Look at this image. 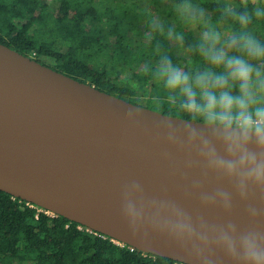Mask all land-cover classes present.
Here are the masks:
<instances>
[{
	"label": "water",
	"instance_id": "obj_1",
	"mask_svg": "<svg viewBox=\"0 0 264 264\" xmlns=\"http://www.w3.org/2000/svg\"><path fill=\"white\" fill-rule=\"evenodd\" d=\"M178 116L135 104L0 42V190L146 254L190 264L148 223L133 225L126 190L175 200L192 212L216 182L169 144ZM246 225L238 201L232 217ZM221 264H228L221 257Z\"/></svg>",
	"mask_w": 264,
	"mask_h": 264
},
{
	"label": "clouds",
	"instance_id": "obj_2",
	"mask_svg": "<svg viewBox=\"0 0 264 264\" xmlns=\"http://www.w3.org/2000/svg\"><path fill=\"white\" fill-rule=\"evenodd\" d=\"M179 23L196 30L187 46L200 64L181 65L167 55L143 71L165 92L178 120L164 122L165 137L216 186L200 194V207L223 219L192 212L179 202L146 197L137 182L126 190L125 212L135 224L148 223L180 248L190 264H264V40L254 25L264 22V0H214L211 12L196 0H175ZM147 43L158 34L185 49L175 24L165 29L149 16ZM237 201L246 225L232 217Z\"/></svg>",
	"mask_w": 264,
	"mask_h": 264
},
{
	"label": "trees",
	"instance_id": "obj_3",
	"mask_svg": "<svg viewBox=\"0 0 264 264\" xmlns=\"http://www.w3.org/2000/svg\"><path fill=\"white\" fill-rule=\"evenodd\" d=\"M196 2L213 9L214 0ZM174 3L144 0L143 8L138 0H0V42L40 62L36 57L42 56L48 66L135 104L143 105L137 98L149 93L147 102L154 97L159 111L178 116L162 87L143 71L162 54L181 65L201 63L187 48L198 32L179 23ZM149 13L158 14L166 30L175 24L184 32L182 52L177 54L176 44L158 34L147 43ZM253 27L264 40V22ZM0 264L182 263L119 245L0 190Z\"/></svg>",
	"mask_w": 264,
	"mask_h": 264
},
{
	"label": "rangeland",
	"instance_id": "obj_4",
	"mask_svg": "<svg viewBox=\"0 0 264 264\" xmlns=\"http://www.w3.org/2000/svg\"><path fill=\"white\" fill-rule=\"evenodd\" d=\"M141 4H142V6H144L143 8H145L146 6H145V4H144V0H138ZM150 11H153V13L155 12V8H151V9H149ZM151 14L149 13V15H148V17L150 16ZM36 58H38L39 60H41L44 64H46L45 62H47V60L44 58V57H42V56H38V57H36ZM47 65V64H46ZM148 95H149V93H144V92H142V94L137 98L138 99V101H140L141 102V104H143L145 107H148V108H152V109H155V110H161L160 109V105H159V101H156L155 99H154V97H153V99L152 98H150L149 99V101L147 102V98H148ZM152 99V100H151Z\"/></svg>",
	"mask_w": 264,
	"mask_h": 264
},
{
	"label": "built area",
	"instance_id": "obj_5",
	"mask_svg": "<svg viewBox=\"0 0 264 264\" xmlns=\"http://www.w3.org/2000/svg\"><path fill=\"white\" fill-rule=\"evenodd\" d=\"M33 56H36V53H34V55ZM27 204L30 206V207H33V208H38L39 209V211L40 212H44V213H47V214H49V215H51V216H53V217H55L56 215L55 214H53L52 212H49V211H47V210H45V209H43V208H41V207H39V206H36V205H33V204H31V203H28L27 202ZM38 216V215H37ZM80 228H82V227H80ZM89 231H92V230H90V229H88ZM95 233H97V232H95ZM101 234V233H100ZM103 237H105V235H103V234H101ZM113 240V239H112ZM114 241V240H113ZM116 243H118L119 245H122V246H124L125 244H123V243H121V242H118V241H115ZM132 249H134L133 247H131Z\"/></svg>",
	"mask_w": 264,
	"mask_h": 264
}]
</instances>
